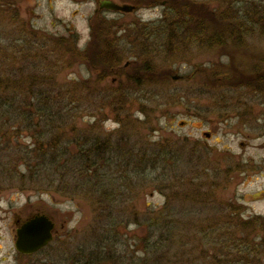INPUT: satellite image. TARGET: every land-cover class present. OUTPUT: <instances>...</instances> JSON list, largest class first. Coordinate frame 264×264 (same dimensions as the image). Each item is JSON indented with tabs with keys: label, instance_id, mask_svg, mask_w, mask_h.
I'll use <instances>...</instances> for the list:
<instances>
[{
	"label": "rangeland",
	"instance_id": "1",
	"mask_svg": "<svg viewBox=\"0 0 264 264\" xmlns=\"http://www.w3.org/2000/svg\"><path fill=\"white\" fill-rule=\"evenodd\" d=\"M98 1L18 0L19 17L32 31H37L44 37L75 34L79 38L78 46L84 49L89 43L91 26L96 15L107 21H116L126 28L135 24L154 27L165 19L168 11V4L164 3L165 0H161L155 6H144L131 14L98 12ZM114 1L124 3L122 2L124 0ZM200 2H210L211 7L215 6V8L221 4L224 5V9L228 5L233 6L234 2L237 3L236 6L241 9L236 13L233 12L231 17L241 22L243 30L240 33L242 38L239 40L245 41L244 44L248 45L247 55L243 54L238 59L230 60L228 57L224 58L218 50L208 52L198 47V52L196 47L208 36L204 35L205 32L197 33L188 25L185 39L182 40L179 49L174 51L178 55L176 57L174 53L172 54L173 50L171 52L166 49L165 40H152L158 47H155L149 57L151 56L152 64L159 71L171 72L167 80L149 84L144 90L133 89L131 92L135 93L132 95L134 98L126 106L125 112L120 114L116 112L114 105L107 104L103 96L99 98V95H84V92L81 95L83 98H80L75 105L78 107L75 120L66 122V136L73 138L80 134L89 138L97 133L99 136L102 135L101 140L110 141L109 148L113 150V154H118L117 150H123L122 153L125 154L131 147H135L139 160L144 153L152 156V152H169L170 159H167V163L162 165L157 173L148 171L145 177L142 175L141 178H134L132 173L135 171L131 169L129 173L127 163H123L124 166L119 168V173L114 168L117 185L115 188L126 198L122 196L120 200L123 202L124 199L125 202L115 203V208L111 201L106 202V205L95 204L97 199L87 196L86 190L89 188L85 183H81L79 178L75 181L67 178L66 185L63 183L60 185L51 183L56 178L54 176L52 179V175L47 172L31 175L27 167L19 163V154L15 159L18 165L21 164L18 168L11 152L17 149L16 146L30 151L37 146V140L29 136L31 130L22 128V120V122L9 121L7 120L9 111L5 116L0 111V126H5L8 130L13 127L21 129L22 135L19 140L17 139L19 143H12L15 149L11 150L4 140H0V264H73L76 260H80L83 252L93 248L97 240L100 243H111L115 236V230L112 232L111 227L108 226L113 219L111 213L115 216V228L122 240L120 251L126 253L122 254L126 257V263L130 261L129 257L144 258V253L133 254L134 250L145 248L148 243L160 240L162 235L159 233L160 228L166 230L168 226L170 231L173 229V233L157 255L161 258V261L157 260L159 264H209L212 259L220 263L222 261V264H230V261L233 264L238 261L241 256L235 249L227 247L231 244V239L235 237L234 243L239 244L242 239L253 236V230H242L241 221H249L256 217L264 219V94L254 88L246 87L248 79L257 77L261 73L258 71L264 69V0H200ZM247 2H252L253 6L258 4L262 8H254L246 12ZM261 11L262 13L259 14ZM239 12L240 14H237ZM175 17H177L175 11L170 12L168 18L172 20ZM177 20L176 23L181 29L180 17ZM0 23L4 26L0 28L1 53L6 55V49L10 53L13 52L16 47H11L12 42L17 43L18 50L24 49V41H20L19 32L14 27L16 23L8 21ZM129 53L134 52H130L127 48V56L124 57L121 68L137 63V59ZM22 54L28 55V53H19L18 56ZM18 56L16 55V60L19 59ZM25 61L23 59L22 63L28 64ZM2 66L0 63V69L4 71ZM37 69L31 75L36 77L38 72L48 76L52 73L46 60L39 64ZM217 72L222 75H216ZM178 76L181 79L174 81L173 78ZM88 78H93L90 69L86 66H74L59 72L55 84L56 88L63 86L62 93H65L66 85L73 82L80 83ZM113 80L114 78H111L106 84L108 88ZM42 85L48 88V91L51 89L45 84ZM38 88L42 89V86ZM58 91L57 89L56 95L60 93ZM10 95L16 97L14 93ZM10 98L15 100L7 95L0 97V100L7 99L9 102ZM19 98L26 103V98ZM18 101L17 98L15 102ZM60 103L63 105L66 101ZM231 103L246 104L249 121L240 124L233 120L228 125L217 128L215 137L210 142L217 154L214 155L216 158L202 160L197 164L196 160H193L195 163L193 166L195 171L204 163L206 166H216L215 164L219 162L216 160L218 156L228 149L233 154H240L242 159L232 158L230 164L226 161L222 163L226 167L231 166L235 169L241 162L240 165L245 170L241 175L232 172L226 177L210 172L208 173L211 176L202 175L206 178L202 182V185L206 184L203 188L209 189L199 193V196L205 195L202 201L199 197H191L188 194V187L185 186L186 190H183L177 184L179 175L182 176L186 172L194 176L196 173L188 167L190 158H181V163H178L182 156L179 157L177 146L181 137L190 136L201 140L202 130L207 131L212 128V125L205 123L201 131L195 129L200 125L195 124L192 104L202 105V112L210 110L207 118L213 120L219 110L214 105ZM142 106L146 107V116L140 113ZM14 108L19 109V104ZM14 108L11 112L17 111ZM22 112L23 115L32 114L25 109ZM220 113L223 114L224 111ZM13 115L20 117L18 113ZM182 122L189 125L182 128ZM73 141L74 139H71L67 143ZM45 142L47 141L43 143ZM240 143L245 146L240 147ZM73 144L75 142L71 145ZM71 148L76 150L73 146ZM113 173L109 171L106 176H112ZM99 179L101 178L98 176L94 178L93 184L101 183ZM209 179H214L215 182H209ZM210 186L216 188L212 190ZM65 187L72 193L74 190L75 192L73 194L57 192L58 189L65 190ZM111 189L105 187L103 192L109 193ZM107 195L104 197L106 201ZM38 214L50 217L56 223L59 233L49 247L36 253L30 261L15 250V222L22 224ZM121 216L124 218H120ZM229 216L232 218L230 219ZM153 230L158 231L159 235L152 236ZM170 242L173 245L169 246ZM155 258L150 257L147 264H154ZM261 264H264V257Z\"/></svg>",
	"mask_w": 264,
	"mask_h": 264
},
{
	"label": "trees",
	"instance_id": "2",
	"mask_svg": "<svg viewBox=\"0 0 264 264\" xmlns=\"http://www.w3.org/2000/svg\"><path fill=\"white\" fill-rule=\"evenodd\" d=\"M160 1L124 0L122 2L142 8L144 6H155ZM167 1H164L168 4V8L166 7L168 9L167 14H165L166 17L158 25H154V27L135 24L126 28L116 21H107L102 19L101 16L96 15L91 26L90 41L85 49H81L78 46L79 38L75 34L64 37L47 36V38L43 35L41 36L37 31H32L29 25L19 17L20 8L18 0H0V22L5 23L8 21L16 23L14 27L19 32L20 41H24V49L21 50L17 49L16 42L11 43V47H16L13 51L15 53H10L6 49L5 55L0 51V63L4 66V71L0 69V97L7 95L15 100L17 98L19 100L18 102L11 100V98L8 100L9 102H7V99L5 101L0 100V111L3 112L4 116L9 111L7 116V120L9 121L17 122L22 120V128H27L28 131L31 130L29 136L37 140V146L30 151L21 146H16L15 148L18 150L16 149L14 152H11V155L14 156V163L16 162V156L19 154V163L25 165L29 173L31 172V175L36 176L47 172L52 175V179L55 176L56 180L53 179L51 181L53 184L59 183L62 185V183H67V178H71V181L79 178V181L83 184L85 183L89 188L87 189L88 191L86 190L88 192L87 196H90L91 199H97L95 204L104 205L106 202L111 201L114 205L113 208H115V203L121 204L125 202L123 198V202H121L120 198L124 197V195L121 192H117L115 188L117 186L115 184V171L119 173L120 171L118 170L124 166L123 163H127L129 173L132 170L135 171L132 173V176L137 179L141 178L142 175L145 177L148 171H151L150 173L153 174L157 173L159 168L167 163V159L170 157L169 152H152V156L144 153L141 159L137 160L139 156L135 152V147H131L125 154L122 153L124 152L123 150L116 149L118 154H113V150L109 148L110 141L101 140L102 135L99 136L97 133L91 137L89 136L90 139L80 134H77L73 138L66 136V122L75 120V114L78 110V107L75 105L80 98H83L81 95L84 92V95H99V98L103 96L107 104L114 105V108L117 109L116 112L120 114L125 112L126 106L134 98L132 95L135 93L131 92L133 89L144 90L149 84H156L170 77L171 72L159 71L152 64L153 60L150 58L151 56L149 57L155 47H158L153 44V39L165 40L164 45H166V49L171 52L173 50L172 54L174 53V57L178 56L174 51L179 49L182 44V27L180 29L179 24L176 23L180 17L178 0ZM260 7L262 6H251L252 9ZM205 8L206 6L203 4H198L194 8L195 15L199 19L198 25L193 21L194 16L189 14L183 16L184 24H186L185 34H187L188 25L191 26L194 22L197 26L195 29L198 31L197 33L205 32L204 35L207 34L208 36L206 40H214L217 43H221L223 45L222 49H225L224 44L226 42L240 41L239 39L242 38L240 33L243 30L242 25H240L241 22H237L234 17H231V14L220 15L217 13L212 15L211 13H205ZM169 10H171L170 12L175 11L177 17L170 20L168 18L170 15ZM227 16L229 17L227 18ZM2 27L4 26L0 25V28ZM183 44L185 45V43ZM127 48L130 52H134L129 54L137 59V63H131L129 67L121 68L124 57L127 56ZM17 53H28V55L22 54L18 56ZM16 55L19 58L17 59L18 61L16 60ZM23 59L28 64H23ZM45 60L49 62L52 73L48 76L41 75L38 72L36 77L35 75H31L32 72L38 70V65L44 63ZM74 66H86L93 73V78H88V80L80 83H70L68 86H65V93H62L64 91L63 86L56 88V75ZM258 72H261V76L257 75L255 78L248 79L246 87L254 88L264 94V69H260ZM216 75L222 74L217 72ZM111 78H114V80L108 88L106 84L110 82ZM42 84L51 89L48 91V88H44ZM41 86L42 89H39L38 87ZM57 89L60 93L56 95ZM10 93H14L16 97H13ZM19 97L26 98V103ZM63 101H66V103L61 105L60 102ZM18 104L19 109L14 108ZM12 108L17 111L11 112ZM23 109L32 114L23 115ZM13 113H18L20 117L18 115V117L14 116ZM140 113L146 116V107L142 106ZM4 128L5 126H0V140H4L8 144L9 150L15 149L12 143L17 142V139L21 138V129L13 127L10 130L7 128L4 130ZM71 139H74L72 143L75 142V144L71 145V142L67 143ZM44 141H47L45 142L46 144L43 143ZM72 146L76 150H73ZM177 152L179 157L182 156L180 147L178 146ZM181 158L185 159L180 157V162L178 163H181ZM188 163L190 170L196 173L194 176H190L186 172L182 176L179 175L177 184L183 190H186V187H188V194L191 197H199V200L203 201V196L205 195L199 196V193L209 190L203 188V186L206 187L205 183L202 185V182L206 179L202 177L203 173H201L199 168L195 171L193 166L195 163L191 158ZM15 164L18 168L21 165H18L17 162ZM114 168L116 169L115 171ZM109 171L114 172L112 176H106ZM97 176L103 179H99L98 181L102 182L95 185L92 180ZM165 178L167 182L166 174ZM209 182H215V180L209 179ZM93 187L95 189H92ZM105 187L112 188L111 192H103ZM213 188L215 189L216 187L210 186V189L213 190ZM57 192L61 194L72 193L67 187H65V190L58 189ZM105 195L108 197L107 201L104 199ZM111 217L113 219L108 226L111 227L112 232L115 230V236L110 241L111 243H100L97 240L93 248L87 249L85 253L83 252L80 255V260H76L73 264H147V260L150 257L154 259L160 254V251L165 247L166 240L173 233V229L171 231L168 229L169 226L166 227V230L160 228L161 231L159 233L162 234L160 240L155 242L149 241L150 243L145 245V248H136L134 250L133 254L144 253V258L136 259L134 256L129 257L127 255L130 261L126 263V257L122 256V254L125 255L126 253L122 250L120 251L122 240L120 239L118 230L115 228L114 213H111ZM120 218H124V216ZM241 222L240 227L242 230H253V236H250L251 238H244V240L242 239L239 244L234 243L235 237L231 239L232 242L227 247L235 249L237 254L241 256L233 264H261L264 257V219L263 217H256L249 221ZM257 231L261 233L257 234ZM159 233L153 230L152 236H157ZM171 244L170 242L169 246ZM24 258L31 261L33 257ZM158 259L161 261V258L157 257L153 260V263L159 264ZM215 260L212 259L209 264H222V261L220 263V261ZM230 264H232L231 261Z\"/></svg>",
	"mask_w": 264,
	"mask_h": 264
},
{
	"label": "flooded vegetation",
	"instance_id": "3",
	"mask_svg": "<svg viewBox=\"0 0 264 264\" xmlns=\"http://www.w3.org/2000/svg\"><path fill=\"white\" fill-rule=\"evenodd\" d=\"M203 1V0H202ZM167 3V2H164ZM202 2H200V0H178V5L180 7V11H179V15H180V20L182 22V33H181V42L183 39H185V32H186V24H184V15H192L194 16L193 21L198 25V17H196L197 15L195 12V6L200 4ZM210 3V2H209ZM208 2H203L202 4L206 6L205 8V13L208 14H217L219 13L220 15H224V14H234L236 12L239 11V9H241L240 7H237V3L234 2L233 6H229L227 8L224 9V5L222 6L220 3L219 7L212 6L211 4H209ZM248 3V9H246V12H249L252 5V2H247ZM244 5V4H242ZM258 6V4H256ZM262 8V7H260ZM258 9V8H257ZM261 10V9H260ZM187 12V13H186ZM234 12V13H233ZM262 11L259 13L261 14ZM237 14H240L237 13ZM183 17V18H182ZM191 24V27L194 28V30L197 28L196 24ZM188 30V29H187ZM196 31V30H195ZM198 32V31H197ZM245 41H237V42H226L224 45L225 49H222L223 45L221 43H217L214 40H203L201 42V44L199 46H197L196 48H200L201 49H206L208 52L212 51V50H218L223 56L228 57L230 60L232 59H238L241 55L243 56V54L247 55V49H248V45L244 44ZM199 48H198V52H199ZM235 55V56H234ZM191 106V105H189ZM218 107V114L215 113L214 115V119H210L207 118V116H209V112L210 110H205L202 112L201 107L202 105L199 104H192V109H193V118L194 120H196V125L199 124L200 127H195V129L197 128V130L201 131L203 129V126L205 125V123L212 125L211 129H208L207 131H203L202 130V136L203 139L199 140V139H193L190 136H186V137H181L180 138V143L179 146L180 147V153L182 154L183 158H191L192 160H196V164L199 161L202 160H211L214 159L213 157L216 158L217 155L215 152V149L213 147H211L210 142H212L213 137H215V132L217 130V128H219L220 126H224V125H228L230 123V121H238V123L240 124H245L247 121H249L248 119V113L246 110V104L241 103L240 105H236V104H225V105H214V107ZM224 113H220L223 112ZM231 111L236 112V113H230ZM182 128L185 127V125H189V123L182 122L181 123ZM219 142V141H218ZM217 142V143H218ZM245 144L240 143V147H244ZM226 149V148H224ZM219 158V159H218ZM218 158L216 159L218 162V164H215L216 166L212 165V166H206L205 163L200 166V170L201 173H203L202 175L205 176H211L209 175L208 172L210 173H215L217 176H221V177H225V176H229L232 174V172H238L240 175L244 172V167L241 164H238L237 167L234 169L231 166L226 167L225 164H223V161H226V163L230 164L231 159H237V160H241L242 157L240 154H233L232 152H230L228 149H226V151H224L223 153H221ZM200 165V163H199ZM56 224V223H55ZM57 226V225H56ZM55 226V227H56ZM55 235L59 233L58 228H55Z\"/></svg>",
	"mask_w": 264,
	"mask_h": 264
},
{
	"label": "water",
	"instance_id": "4",
	"mask_svg": "<svg viewBox=\"0 0 264 264\" xmlns=\"http://www.w3.org/2000/svg\"><path fill=\"white\" fill-rule=\"evenodd\" d=\"M99 10H107L114 13L131 14L136 8L129 4H119L112 0H99ZM174 81L179 77H174ZM16 241L15 250L24 256H34L45 247H48L54 240L55 224L45 215L34 216L21 223L15 222Z\"/></svg>",
	"mask_w": 264,
	"mask_h": 264
},
{
	"label": "bare ground",
	"instance_id": "5",
	"mask_svg": "<svg viewBox=\"0 0 264 264\" xmlns=\"http://www.w3.org/2000/svg\"><path fill=\"white\" fill-rule=\"evenodd\" d=\"M237 15V14H236Z\"/></svg>",
	"mask_w": 264,
	"mask_h": 264
}]
</instances>
